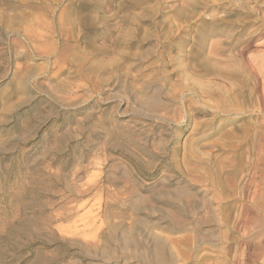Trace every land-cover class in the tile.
Segmentation results:
<instances>
[{
	"label": "rangeland",
	"instance_id": "1",
	"mask_svg": "<svg viewBox=\"0 0 264 264\" xmlns=\"http://www.w3.org/2000/svg\"><path fill=\"white\" fill-rule=\"evenodd\" d=\"M262 58L264 0H0V264H264Z\"/></svg>",
	"mask_w": 264,
	"mask_h": 264
},
{
	"label": "bare ground",
	"instance_id": "2",
	"mask_svg": "<svg viewBox=\"0 0 264 264\" xmlns=\"http://www.w3.org/2000/svg\"><path fill=\"white\" fill-rule=\"evenodd\" d=\"M79 46V45H78ZM243 54V53H242ZM84 55V54H83ZM241 56V55H240ZM83 57V56H82ZM85 57V56H84ZM242 58V57H241ZM258 59V58H257ZM262 61H257V65H256V67L255 68H252V71H253V75H254V80H255V82H257L258 84H259V82H260V79H261V75H263L264 74V61H263V58L261 59ZM248 61V60H247ZM255 61V60H254ZM248 63V62H247ZM249 64H250V62H249ZM254 65V66H255ZM250 66H251V64H250ZM105 82V81H104ZM87 84V83H86ZM61 90V89H60ZM72 91V90H71ZM261 96V95H260ZM262 97H260V99H261ZM77 100V99H76ZM61 101V100H60ZM261 158V157H260ZM264 186V185H263ZM246 188V187H245ZM245 191V190H244ZM255 194V193H254ZM174 196V195H173ZM256 195H254V197H255ZM175 197V196H174ZM177 198L179 197V196H176ZM182 197V196H181ZM246 209V208H245ZM250 209V208H249ZM248 209V210H249ZM247 210V209H246ZM252 211V210H251ZM248 213H249V211H247ZM173 216V215H172ZM172 216H170V218H171V221H172V223L175 221H177V220H179L178 218H172ZM175 217V216H174ZM178 217V216H177ZM174 221H173V220ZM177 219V220H176ZM181 220V219H180ZM182 221V220H181ZM171 223V222H170ZM177 224H178V226H183V225H180L181 224V222L180 221H177ZM176 227H177V225H176ZM175 227V228H176ZM179 227V228H180ZM178 229V228H177ZM180 230H182V229H180ZM158 241H160V240H158ZM127 242H128V240H127ZM129 242H131V240L129 241ZM161 242V241H160ZM159 243V242H158ZM157 244V243H156ZM159 245V244H158ZM161 248H163L162 246H161ZM160 248V246H157V248L155 247V250L156 249H161ZM154 250V249H153ZM158 250H156L157 252H155V253H158V254H160L159 253V251ZM154 252V251H153ZM161 258H162V256H161ZM154 259V258H153ZM155 261H157V262H159L160 263V260H159V257L158 256H156L155 257ZM157 264V263H156Z\"/></svg>",
	"mask_w": 264,
	"mask_h": 264
}]
</instances>
